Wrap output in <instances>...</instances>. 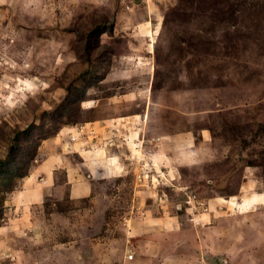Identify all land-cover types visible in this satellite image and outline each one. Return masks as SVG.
Masks as SVG:
<instances>
[{
  "label": "rangeland",
  "instance_id": "1",
  "mask_svg": "<svg viewBox=\"0 0 264 264\" xmlns=\"http://www.w3.org/2000/svg\"><path fill=\"white\" fill-rule=\"evenodd\" d=\"M254 193L264 0H0V264H264Z\"/></svg>",
  "mask_w": 264,
  "mask_h": 264
},
{
  "label": "crops",
  "instance_id": "2",
  "mask_svg": "<svg viewBox=\"0 0 264 264\" xmlns=\"http://www.w3.org/2000/svg\"><path fill=\"white\" fill-rule=\"evenodd\" d=\"M100 152H101L100 150H96V149H95L94 153L91 150L86 151L85 155L83 156L84 159L83 160L80 159L81 162H79L78 164L77 163L73 164L72 161H70L69 163H67V162L63 163V161H61L60 165L55 166V169H54V171L51 172V174L53 172L57 173L55 170H57L58 168H62L63 172H64V170H67V172H68V170H70V172H72L70 174H67L65 177H63V176L56 177V178L54 177L55 181L52 184L58 185V195H62L64 193L63 187H65V185H67L69 187V191H71V193L74 196L82 197V198L87 196V193H86L87 188L90 189V186L88 185L87 181L84 180V178L86 176L84 177L85 171H83V169L85 170L86 167L90 168L92 165V162H94V161L100 160V162H104L102 159H99V158H102L99 156H103ZM92 154H93V156L91 157ZM81 158H82V156H81ZM88 158H90V159L88 160ZM91 158H92V160H91ZM46 164H48V163H46ZM72 166H73V168H71ZM72 169H74V171ZM57 179H59L58 182H57ZM52 181H53V178H52ZM59 186H60V188H59ZM260 194L261 193L251 194V200H250V204H249L250 209L257 211L258 207L263 204V202H264L263 196ZM242 206H246V205L242 204ZM258 214L264 215V211H262V212L259 211L257 213L255 212V216H258ZM253 215H251L250 218L253 217ZM30 223H31V220H28V225H30ZM147 259H148V257L143 259L142 263L140 261H139V263L140 264H150V262L146 261ZM133 260H135V258ZM152 263H153V261H152ZM163 264H168V263L165 262Z\"/></svg>",
  "mask_w": 264,
  "mask_h": 264
},
{
  "label": "built area",
  "instance_id": "3",
  "mask_svg": "<svg viewBox=\"0 0 264 264\" xmlns=\"http://www.w3.org/2000/svg\"><path fill=\"white\" fill-rule=\"evenodd\" d=\"M194 200H195V197H191L190 200L187 201V202H188V204H190V203H192ZM129 259H131V260L134 259V253H132V254L129 255Z\"/></svg>",
  "mask_w": 264,
  "mask_h": 264
},
{
  "label": "water",
  "instance_id": "4",
  "mask_svg": "<svg viewBox=\"0 0 264 264\" xmlns=\"http://www.w3.org/2000/svg\"><path fill=\"white\" fill-rule=\"evenodd\" d=\"M222 264H226V261H223Z\"/></svg>",
  "mask_w": 264,
  "mask_h": 264
}]
</instances>
